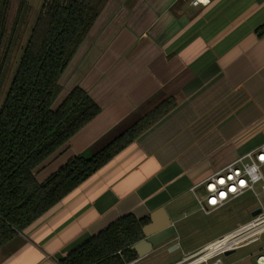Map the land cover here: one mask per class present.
I'll return each instance as SVG.
<instances>
[{
  "label": "crops",
  "instance_id": "1",
  "mask_svg": "<svg viewBox=\"0 0 264 264\" xmlns=\"http://www.w3.org/2000/svg\"><path fill=\"white\" fill-rule=\"evenodd\" d=\"M263 23L264 0H108L60 79L59 101L78 85L101 111L37 179L95 153L167 98L175 105L1 247L0 264H62L118 218L161 208L176 237L126 264H180L222 236L183 242L209 229L196 224L203 211L191 188L264 142Z\"/></svg>",
  "mask_w": 264,
  "mask_h": 264
},
{
  "label": "trees",
  "instance_id": "2",
  "mask_svg": "<svg viewBox=\"0 0 264 264\" xmlns=\"http://www.w3.org/2000/svg\"><path fill=\"white\" fill-rule=\"evenodd\" d=\"M108 0H44L0 103V248L33 223L174 105L167 98L95 153L78 154L39 181L36 172L100 111L81 86L54 105L60 79ZM27 0H0V87ZM264 35V23L257 28ZM56 106V107H55ZM150 217L126 214L62 258V264H126Z\"/></svg>",
  "mask_w": 264,
  "mask_h": 264
},
{
  "label": "built area",
  "instance_id": "3",
  "mask_svg": "<svg viewBox=\"0 0 264 264\" xmlns=\"http://www.w3.org/2000/svg\"><path fill=\"white\" fill-rule=\"evenodd\" d=\"M262 157H264V142L193 185L191 189L196 196L199 208L209 214L248 191H252L259 198L264 193V159ZM200 187L203 188V196L196 192ZM256 208H261L262 211L253 216L250 221L237 224L229 232L183 258L180 264H224L222 256L226 255L227 251H236L259 242L264 235L263 202L260 201V205ZM255 263L264 264V252L255 256Z\"/></svg>",
  "mask_w": 264,
  "mask_h": 264
},
{
  "label": "rangeland",
  "instance_id": "4",
  "mask_svg": "<svg viewBox=\"0 0 264 264\" xmlns=\"http://www.w3.org/2000/svg\"><path fill=\"white\" fill-rule=\"evenodd\" d=\"M43 2L44 0H27L25 13L23 18L20 20L19 30L15 36L12 51L7 62L6 73L0 87V103L4 101V98L7 94L11 80L20 63L25 46L28 42L29 36L41 10ZM59 97L60 95L57 97L54 103L56 106L60 102ZM89 155L91 154H87V156ZM51 165L52 164H49L45 170H42L43 175L49 170ZM203 195V192L200 193V196ZM260 201L264 204V193H262L260 197L257 198L252 191H248L231 200L229 203L210 213L209 215H206L201 211L196 212L194 215V218H197L196 224H201L204 225L203 227H208V232L194 231L190 233V238L183 239V242L185 240H188L191 243L199 241L201 240L202 235L207 234L212 237L222 233L225 234L236 227L237 224H243L250 221L253 218L251 212L254 208L260 205ZM257 250L259 251L256 254H253ZM261 252H264V235L259 242L253 245L240 248L229 255H223L222 260L224 264H256L255 256Z\"/></svg>",
  "mask_w": 264,
  "mask_h": 264
},
{
  "label": "water",
  "instance_id": "5",
  "mask_svg": "<svg viewBox=\"0 0 264 264\" xmlns=\"http://www.w3.org/2000/svg\"><path fill=\"white\" fill-rule=\"evenodd\" d=\"M262 211L261 208L254 209L252 216L258 215ZM144 237L134 243V248L138 254V257H143L155 248L166 244L176 237L177 230L174 224L171 222L164 208L150 215V222L143 227ZM179 244L176 243L170 247V250L176 249ZM235 250H229L226 255L233 253Z\"/></svg>",
  "mask_w": 264,
  "mask_h": 264
},
{
  "label": "snow or ice",
  "instance_id": "6",
  "mask_svg": "<svg viewBox=\"0 0 264 264\" xmlns=\"http://www.w3.org/2000/svg\"><path fill=\"white\" fill-rule=\"evenodd\" d=\"M203 2H205V3H206V2H207V0H203ZM262 159H264V157H262ZM213 202H214V201H213Z\"/></svg>",
  "mask_w": 264,
  "mask_h": 264
}]
</instances>
